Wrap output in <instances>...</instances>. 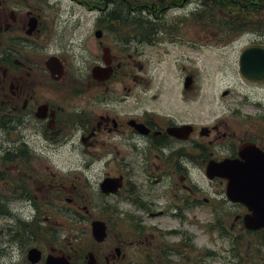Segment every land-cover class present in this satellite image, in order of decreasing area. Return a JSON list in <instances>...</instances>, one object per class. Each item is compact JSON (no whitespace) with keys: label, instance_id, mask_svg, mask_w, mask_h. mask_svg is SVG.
<instances>
[{"label":"flooded vegetation","instance_id":"1","mask_svg":"<svg viewBox=\"0 0 264 264\" xmlns=\"http://www.w3.org/2000/svg\"><path fill=\"white\" fill-rule=\"evenodd\" d=\"M163 1L161 9L192 2ZM50 5V0H0L1 217L17 203L19 214L34 219L42 214L41 201L54 200V190L59 189V174L48 164L10 162V150H57L65 145L86 150V165L102 166L105 175L114 168V174L122 176L119 198L146 200L155 213L182 218L195 216L201 205V167L214 156V151L205 155L204 150H223L224 157L236 156L237 150H264V105L261 113L252 114L240 100L219 112L211 102L203 103L201 36L155 28L156 23L186 26L184 20L102 21L94 55L87 52L76 61L58 49L54 20L47 13ZM224 21L228 22L210 23ZM109 23L111 29L106 28ZM252 36L254 44L264 46L261 30ZM213 180L223 184L220 194L212 195L228 205L220 211L222 216L242 218L244 207L225 198L222 179ZM69 192L64 199L70 206L58 211L70 209L75 197L83 200L76 185ZM38 230L27 227L29 243L21 250V264H44L48 255L79 264L81 255L71 232L48 237ZM185 245H169L151 236L149 246L155 248L151 263L162 262L164 255L178 257ZM30 247L41 251L39 261L28 259ZM116 247L94 246L97 264H118L125 254ZM7 256L2 242L0 263Z\"/></svg>","mask_w":264,"mask_h":264},{"label":"rangeland","instance_id":"2","mask_svg":"<svg viewBox=\"0 0 264 264\" xmlns=\"http://www.w3.org/2000/svg\"><path fill=\"white\" fill-rule=\"evenodd\" d=\"M54 4L52 7L53 16L56 19L57 29L62 30L65 28L64 33L68 31L70 26L71 29L74 28L77 36L79 38H74L76 44L78 45L76 51H80L82 49L81 36H86L89 32L92 31L93 24L97 19L100 18L101 11L97 8H93V3L95 1L91 0L88 5L79 4L76 0H52ZM190 8L186 9L185 13H182V9L177 10H170L165 16V19H179L184 18L185 20H192L194 16L193 13L190 12ZM201 18H209V13L202 14ZM206 15V16H204ZM190 24V23H189ZM200 29L198 26H189V31H194L196 29ZM188 32H181L179 34H187ZM203 36H205L206 32L204 31ZM236 34V33H233ZM66 35V34H65ZM211 33L208 34L210 37ZM94 37L92 34H89V38L87 40L88 48L91 51L92 48V41ZM80 45V46H79ZM238 48V45L235 49ZM226 54L223 56H219L216 53L204 49L200 55V63L202 68H206V71L210 72L209 79L206 81V92L208 94L207 98L211 100L213 103H220L224 104L226 101L232 98H240V96H244L245 94L250 95L253 99H261L264 100V87L260 88L258 84H251L246 83L243 81L238 73L235 63V56L232 55L233 59V66L228 64L227 66L221 65L223 58H225ZM212 82L216 83L215 87L212 86ZM225 86H233L232 89L234 90L233 95H228L227 97L218 96L217 99H222V102H218L213 100V93L216 92L218 94L219 90L224 88ZM211 95V96H210ZM71 147H63L61 150H42V153L39 155L37 154L38 159L41 162L49 163L52 165L54 170H61L62 176H67L68 181L74 182L76 185H80L82 189H88V196H86V200H90L94 207L93 216L101 217L106 220L109 224V240L112 242L114 240V233L115 231L120 232L124 241L122 244L128 246L129 241L131 240V232L133 230L132 219H127V216H116L113 215L111 212L102 211V209L97 208L96 206L101 203V196L97 194L98 189V182L101 180L103 173L105 172L104 169L100 167L91 168L89 170L85 169L79 162L81 153L84 150H68ZM216 155H222L220 153H216ZM88 179H86V177ZM201 186L203 187L204 191L202 195L204 196H212L214 194H218V190H220L221 186L217 184V181H208L206 178L201 177ZM111 199L110 201H112ZM60 204V203H57ZM206 206H202L201 210H204ZM150 210V209H149ZM137 214L142 216L143 224L148 225L149 223L157 224L158 222L165 226H174L178 224V219L171 218L170 216L166 215H158V216H147V212L140 210L136 211ZM210 217L205 211L199 212L197 215V219L193 221H199L203 224V220L208 219ZM44 218V219H43ZM41 217L39 218L38 227H49V228H62V227H72V233L75 237H77L78 243H83V246H78V248L86 249L90 246V237H89V227L90 221L92 217H86V215L81 214L80 218L76 219L73 222L72 219L67 218H60L59 216H55L53 218L50 217ZM229 218L228 220H230ZM202 220V221H201ZM1 221H4L6 224L10 225V231H13L15 228L18 227L17 218H0ZM136 221V220H135ZM17 222V223H16ZM234 227L233 234L234 240L237 239L240 243L241 240L244 239L245 243H248V248H246V252L248 254V258L246 260H238V258L231 257L230 251L228 247L231 243L223 242L219 239L217 232H209L207 233L202 225H191L189 224L188 227L191 229L190 233H192L193 239L192 243L195 244L196 248L198 249V254L196 256L197 259L203 257V261L201 264H264V234L257 233V234H245L242 230L237 226ZM228 227V226H227ZM78 228L85 229L88 228L87 232H80ZM17 238L19 241L24 238L21 235V230L18 231ZM88 234V236H87ZM7 239V236H4ZM2 240L0 241V244ZM131 245V244H130ZM7 246V245H6ZM22 249L25 247L21 245ZM204 248H212L215 249L218 254L216 256L206 258L207 255L203 251ZM145 247L137 248L135 244L129 246L126 250L127 252V259L128 261H122V264H137L131 261L132 258L134 260H138L139 264H144L145 259L144 252ZM13 258L15 261H18V255L20 250L14 249L10 250ZM239 251L238 245L235 248V252ZM203 252L205 253L203 255ZM243 252V250H242ZM227 256L226 260L224 256ZM16 256V257H15ZM5 263L1 264H10V256L4 258ZM19 263V262H18ZM16 263V264H18ZM180 264H189L188 261H184V257L181 259Z\"/></svg>","mask_w":264,"mask_h":264},{"label":"water","instance_id":"3","mask_svg":"<svg viewBox=\"0 0 264 264\" xmlns=\"http://www.w3.org/2000/svg\"><path fill=\"white\" fill-rule=\"evenodd\" d=\"M243 58V57H242ZM244 74L252 76L244 70ZM244 161L239 163H223L222 167H210L209 174H220L228 178V195L233 199L244 201L252 213L245 218V226L248 228L264 227V160L260 155L241 152ZM106 191L115 190L110 179L103 184ZM93 233L97 239H103L106 234L102 221H93Z\"/></svg>","mask_w":264,"mask_h":264},{"label":"trees","instance_id":"4","mask_svg":"<svg viewBox=\"0 0 264 264\" xmlns=\"http://www.w3.org/2000/svg\"><path fill=\"white\" fill-rule=\"evenodd\" d=\"M256 1V4L253 5L251 2H249V4H246V11L248 12H257L259 7H258V0H255ZM254 2V1H253Z\"/></svg>","mask_w":264,"mask_h":264}]
</instances>
